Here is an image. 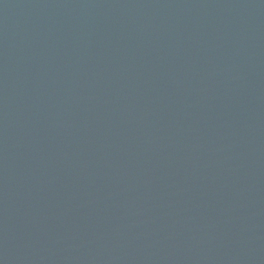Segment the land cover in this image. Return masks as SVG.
Wrapping results in <instances>:
<instances>
[{
	"label": "water",
	"instance_id": "95a60500",
	"mask_svg": "<svg viewBox=\"0 0 264 264\" xmlns=\"http://www.w3.org/2000/svg\"><path fill=\"white\" fill-rule=\"evenodd\" d=\"M0 264H264V0H0Z\"/></svg>",
	"mask_w": 264,
	"mask_h": 264
}]
</instances>
